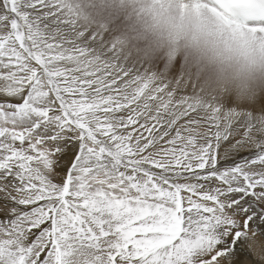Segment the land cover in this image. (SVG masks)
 I'll return each instance as SVG.
<instances>
[{
    "label": "snow or ice",
    "instance_id": "obj_1",
    "mask_svg": "<svg viewBox=\"0 0 264 264\" xmlns=\"http://www.w3.org/2000/svg\"><path fill=\"white\" fill-rule=\"evenodd\" d=\"M113 36L0 0V264H264V96Z\"/></svg>",
    "mask_w": 264,
    "mask_h": 264
},
{
    "label": "clouds",
    "instance_id": "obj_2",
    "mask_svg": "<svg viewBox=\"0 0 264 264\" xmlns=\"http://www.w3.org/2000/svg\"><path fill=\"white\" fill-rule=\"evenodd\" d=\"M143 30L158 48L179 60L186 76L205 93L237 102L264 96V41L243 26L255 4L227 18L199 0H142Z\"/></svg>",
    "mask_w": 264,
    "mask_h": 264
},
{
    "label": "rangeland",
    "instance_id": "obj_3",
    "mask_svg": "<svg viewBox=\"0 0 264 264\" xmlns=\"http://www.w3.org/2000/svg\"><path fill=\"white\" fill-rule=\"evenodd\" d=\"M67 3L76 20L86 28L113 32L114 45L131 62L151 65L153 61L164 60L173 64V57L144 33L142 0H67ZM252 33L256 38L260 34Z\"/></svg>",
    "mask_w": 264,
    "mask_h": 264
},
{
    "label": "bare ground",
    "instance_id": "obj_4",
    "mask_svg": "<svg viewBox=\"0 0 264 264\" xmlns=\"http://www.w3.org/2000/svg\"><path fill=\"white\" fill-rule=\"evenodd\" d=\"M72 15H73V18H74L75 20L78 19L77 16H74V14H72ZM76 21H77V20H76ZM77 22H78V21H77ZM78 23L80 24V22H78ZM80 26L86 28V27H85L84 25H82V24H80ZM251 33H252V32H251ZM263 33H264V31H263ZM255 34H257V33H255Z\"/></svg>",
    "mask_w": 264,
    "mask_h": 264
}]
</instances>
